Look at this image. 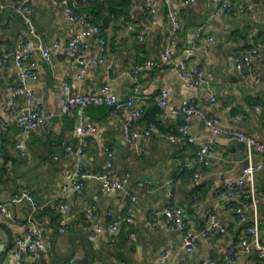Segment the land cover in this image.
<instances>
[{"label": "crops", "instance_id": "1", "mask_svg": "<svg viewBox=\"0 0 264 264\" xmlns=\"http://www.w3.org/2000/svg\"><path fill=\"white\" fill-rule=\"evenodd\" d=\"M63 1L88 13L109 43L106 63L89 67L83 81L78 78L75 56L64 46L85 29L66 18L64 6L52 0H27L36 27V32L30 34L22 17L14 14L13 7L21 0H0V125L7 126L0 148V204L11 214L5 217L0 213V264H53L54 254L64 255L72 250L71 237L76 234L91 241L94 264H206L208 258L225 264V256L237 248L246 234L253 213L242 221L236 205L220 202L215 190L223 181H233L241 174L248 164L247 149L242 152L215 143L216 136L198 116L190 129L196 137L193 144L174 145L158 133L128 144L122 137L126 118L123 112L112 113L109 107L90 105L84 114L77 111L63 115V84L67 81L75 91L96 93L109 83L121 100L136 94V104L145 109L139 127L154 123L169 133H177L184 122L181 116L172 114V109L184 99L195 98L209 116L221 120L224 134L220 137L230 138L243 132L264 141V0H230L234 7L230 15L221 10V0H198L191 9H179L182 29L174 40L169 38L167 13L171 7L178 8L179 0H152L155 16L140 0H88L85 5L79 0ZM203 26L205 31L197 41L196 31ZM140 34H144L142 41ZM21 35L34 42L42 40L49 47L56 41L60 44L52 48L50 61L39 51L33 53L30 61L39 75L31 88L47 118L29 138L19 130L7 90L8 84L17 80L18 69L9 67L5 79L1 74L2 45L22 48ZM83 42L91 45L86 56L97 53L92 38ZM259 44L260 59L255 70L260 82H256L243 76L237 63L242 54ZM167 47L171 49V63L164 60ZM185 60L204 72L213 93L206 87L190 89L178 78L175 64ZM147 64L137 78L140 89L134 91L136 81L129 72ZM163 89L169 93L167 109L157 102ZM212 96L215 102L211 101ZM19 102L24 104L26 99ZM83 118L93 126L80 135L76 130ZM21 142L26 145V157H21L17 149ZM206 144L214 145L211 163L202 166V177L196 180L187 164ZM67 146H81L84 153L81 157L69 156L65 153ZM106 147L114 151L112 170L118 179L127 180L125 188L103 192L101 183L89 178L82 180L83 191L70 190L63 195L62 188L67 183L81 182L79 173L105 170ZM259 160L255 154L254 161ZM256 185L264 198V170L257 172ZM19 191H28L41 202L43 207L36 216L26 201L14 200ZM61 202L67 206L65 233L59 231L62 213L57 206ZM170 202L185 211L188 207L190 229L205 228L209 215L216 214L226 232L216 228L193 253L182 251V232L177 228L163 220L153 227L147 225L150 213ZM93 207L96 222L103 228L97 240L91 238L92 227L87 218ZM127 217L133 221L128 222ZM115 222H119V230L112 234L109 227ZM33 227L42 228L51 251L38 257H15L14 239ZM88 260L89 250L80 243L76 257L60 264H85ZM235 264H264V259L252 250Z\"/></svg>", "mask_w": 264, "mask_h": 264}, {"label": "built area", "instance_id": "2", "mask_svg": "<svg viewBox=\"0 0 264 264\" xmlns=\"http://www.w3.org/2000/svg\"><path fill=\"white\" fill-rule=\"evenodd\" d=\"M55 4L64 6L65 16L73 23L84 27L85 32L75 34L71 37L64 49L70 51L76 59L78 65V78L83 81L85 75L94 64L106 63V52L108 51V41L103 36L101 27L94 23L88 13L79 11L76 7H72L67 1L52 0ZM147 8L150 9L152 16H155L156 10L152 0H140ZM88 0H79L81 5L87 4ZM198 0H179L178 8L168 9V32L169 38L174 40L182 29L179 9H191L195 7ZM221 10L227 15L234 11L233 3L230 0H221ZM14 14L21 16L23 23L29 29L30 34L36 32V27L31 17V10L27 4V0H21L20 4L14 5ZM131 19V15H129ZM130 21L127 26L130 28ZM205 31V26L199 27L196 31V40L199 41ZM85 38H92L93 43L97 45L98 51L96 54L86 56V52L90 50V43L83 42ZM139 39H144V34H140ZM20 43L23 45L20 49H13L7 44L2 45L1 71L2 78L5 79V72L12 65L18 69V78L13 84H8L7 90L10 95L11 112L13 113L20 132L29 138L32 133L39 128L46 120L47 115L36 97L34 90L31 88L32 82H36L39 78L37 71L32 64L31 58L35 51L41 52L43 58L50 61L52 48H58L59 42H54L52 47L47 46L42 40L32 41L27 40L24 35H21ZM260 47H254L251 51L242 54L237 63L238 71L247 78H252L256 82H260L257 77L255 64L260 59ZM191 52L189 53V55ZM164 60L167 63L172 62V54L170 47L165 49L163 54ZM147 65H138L129 73L135 79L136 86L134 91L140 89V84L137 82L138 75ZM177 76L190 89H200L206 87L211 93L208 81L205 78L204 72L196 66H191L188 60L181 61L175 64ZM264 84V82H263ZM64 94L61 101V112L63 115H71L79 111L84 114L85 109L90 105L100 106L105 105L111 109L112 113H125L126 118L123 123L122 137L128 143H134L138 140L148 139L154 133L174 145H189L196 142V137L190 133L192 120L195 117H201L208 129L215 136L224 134L221 120L217 116H209L203 109L200 108L195 98L184 99L178 107L172 109V114L181 116L184 120L177 133H169L161 130L156 124L151 123L144 128L139 127V122L144 116L145 109L141 105H137L136 94L130 95L127 99L121 100L111 88L109 83L105 84L100 91L96 93H82L73 90L71 84L67 81L63 84ZM25 98L26 102L21 104L19 100ZM212 96L211 101L215 102ZM158 105L164 109L169 107V93L166 89L161 90L157 98ZM92 122L82 119L77 127V133L82 135L87 129L92 128ZM7 132L6 125H0V148L1 138ZM241 141L246 143L248 164L242 170L241 174L233 181L225 180L215 190V195L220 202L235 204V211L242 221L248 219L249 213H253L252 223L248 226L246 234L242 237L237 248L231 250L225 256V264H235L241 260L244 254L256 250L259 257L264 259V236L262 235V225L264 222V198L259 195L256 185V174L264 170V141H260L252 135L238 132L233 134ZM21 157L27 156V148L24 142L17 145ZM214 149L213 144H206L201 147L196 157L192 159L187 168L193 171L195 179L202 177V166H209ZM65 153L69 156L81 157L84 150L81 146L76 148L72 146L65 147ZM106 163L105 170L100 173H79L81 182L72 181L67 183L62 188L63 195L70 190L83 191L85 186L82 180L95 178L102 186L103 192L121 190L125 188L126 179H118L117 174L113 172V161L115 159L114 151L110 147L105 148ZM255 154L260 156L258 162L254 161ZM171 197L172 195L169 194ZM15 201H26L30 204L32 213H36L43 206L41 202L28 191H19L14 194ZM57 209L62 213L60 217L59 231L65 233L68 230V217L65 215L67 206L60 203ZM0 213L5 217H11L8 208L0 204ZM87 218L91 223L92 234L91 238L97 240L103 232V228L96 222L94 207L87 213ZM128 222H132V217H127ZM165 221L173 228H177L182 232L181 250L190 254L193 253L202 239H206L210 232L219 228L225 233L226 229L220 227L216 214H210L206 222V226L200 230H192L189 227L186 211L183 207L170 202L162 209H156L149 215L147 225L153 227L159 221ZM119 230V222L113 223L109 227V231L114 234ZM134 237V235H132ZM14 255L22 259L26 256L38 257L41 253L51 251L50 246L44 238V231L40 227L31 228L24 236L14 239ZM206 264H216L211 258L206 260Z\"/></svg>", "mask_w": 264, "mask_h": 264}, {"label": "water", "instance_id": "3", "mask_svg": "<svg viewBox=\"0 0 264 264\" xmlns=\"http://www.w3.org/2000/svg\"><path fill=\"white\" fill-rule=\"evenodd\" d=\"M191 45H192V41L190 42V46ZM215 143H217L221 146L223 145V146H228V147H235L242 152H245V150H246V143L241 141L235 135H232L230 138H223L220 136H216L215 137ZM33 214L35 215V213H33ZM186 216H187V218H191L188 207H186ZM80 243H83L85 245V247H87V249L89 250V260L85 264H94L95 256L93 253V247H92L91 241L88 238L82 237L78 234L71 237L72 250L69 253H66L64 255L54 254L56 259H55L53 264H60V263L65 262V261L73 260L77 255L78 245Z\"/></svg>", "mask_w": 264, "mask_h": 264}, {"label": "trees", "instance_id": "4", "mask_svg": "<svg viewBox=\"0 0 264 264\" xmlns=\"http://www.w3.org/2000/svg\"><path fill=\"white\" fill-rule=\"evenodd\" d=\"M102 107H107V106H105V105H101ZM108 108V107H107Z\"/></svg>", "mask_w": 264, "mask_h": 264}]
</instances>
